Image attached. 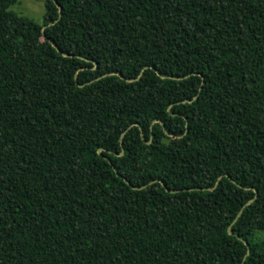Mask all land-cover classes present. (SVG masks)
<instances>
[{
    "label": "trees",
    "instance_id": "trees-1",
    "mask_svg": "<svg viewBox=\"0 0 264 264\" xmlns=\"http://www.w3.org/2000/svg\"><path fill=\"white\" fill-rule=\"evenodd\" d=\"M17 1L0 264H264V0Z\"/></svg>",
    "mask_w": 264,
    "mask_h": 264
},
{
    "label": "rangeland",
    "instance_id": "rangeland-1",
    "mask_svg": "<svg viewBox=\"0 0 264 264\" xmlns=\"http://www.w3.org/2000/svg\"><path fill=\"white\" fill-rule=\"evenodd\" d=\"M45 0H18L9 10L41 25L45 14Z\"/></svg>",
    "mask_w": 264,
    "mask_h": 264
},
{
    "label": "water",
    "instance_id": "water-1",
    "mask_svg": "<svg viewBox=\"0 0 264 264\" xmlns=\"http://www.w3.org/2000/svg\"><path fill=\"white\" fill-rule=\"evenodd\" d=\"M99 152H100V150H99ZM245 244L247 245V243L245 242ZM247 247H248V245H247Z\"/></svg>",
    "mask_w": 264,
    "mask_h": 264
}]
</instances>
